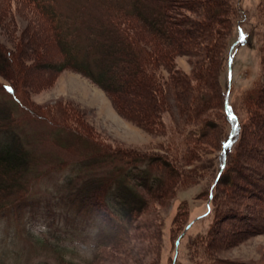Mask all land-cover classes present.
I'll list each match as a JSON object with an SVG mask.
<instances>
[{"label": "rangeland", "instance_id": "1", "mask_svg": "<svg viewBox=\"0 0 264 264\" xmlns=\"http://www.w3.org/2000/svg\"><path fill=\"white\" fill-rule=\"evenodd\" d=\"M52 2L68 36L82 19L106 18L130 38L119 39L96 81L76 50L64 53L49 14L0 0V143H13L10 129L20 133L31 139L28 174L51 170L20 196L32 200L16 209L19 220L0 218V264H264V0H228L221 11L217 0H157L155 24L114 0ZM221 91L239 124L227 148L233 122ZM67 175L81 200L57 191ZM18 192L0 191V204ZM42 197L64 210L79 204L77 218L96 210L110 228L104 245L94 248L92 236L61 240L69 250L55 258L23 241L27 229L50 237L47 222L66 236L64 223L43 215ZM110 197L122 200L128 220L106 212Z\"/></svg>", "mask_w": 264, "mask_h": 264}, {"label": "trees", "instance_id": "2", "mask_svg": "<svg viewBox=\"0 0 264 264\" xmlns=\"http://www.w3.org/2000/svg\"><path fill=\"white\" fill-rule=\"evenodd\" d=\"M27 1L31 2L34 7H36L46 15L48 14L50 15L48 18L50 20L53 31H56L55 34H58L61 37H63V39H61L60 41V45L62 46L61 48L64 50V53L70 56L71 51L76 50L77 51L76 56L79 57L77 59V63L84 67V70H86L88 76H90L92 79H95L96 81H101V79L104 78V76L106 78L108 74V70L106 68L108 65L106 63L109 62V58L111 57L112 54H116L113 52V50L116 49L115 47L116 44L118 43L119 39L126 40L127 38H130L128 33L125 32L124 29L120 28L121 26L119 23L114 21L112 25H109V22L107 21L106 18L104 21L101 20V21H97L96 23L94 22V20L84 21L82 19V25H83L82 29H78L81 31V33L80 31L79 33L76 32L77 30L74 29L72 30L71 33L72 34L75 33V35L68 36L66 27L63 29L60 28L61 24L65 25L66 23L64 21L65 19L62 20L59 15L55 14L57 8L56 5L53 4L52 0H27ZM48 1H50V3ZM53 1H58V0H53ZM227 1L228 0H217L216 8L218 9V11L223 10V8L227 4ZM114 2L116 3V5H118V7H128L129 8L128 13L130 15L134 11L139 9V11H141L140 12L141 14L142 13L146 14L144 16H147V20L149 21L150 24H155V22H158L157 18L161 17L160 15L157 14V9L159 7L158 4H160L157 2V0H149V3H145L146 0H114ZM146 4L149 6V8H145V6H147ZM73 9L75 8H72L71 11L69 10V12H71L70 14H75L74 12H72ZM239 23L237 26H240ZM58 27L60 28V30H58L57 33ZM64 39H65V43H63ZM232 46L233 44L227 45L225 49L224 59L226 63V71H228L230 68L229 61L231 57ZM138 48L140 51H142L140 49V46H138ZM208 78L213 80V78L211 77ZM208 85H209L208 88H210L211 90L213 84L210 85L208 83ZM8 89H11V92L9 90L5 92L8 95H13V99L15 100L16 104H19L20 106L24 107L22 102H20V100L16 96H14V90L12 88H8ZM220 95L222 98L223 114L228 122L231 121L233 122L232 132H230L229 137L226 139L225 141L226 143L223 146L224 148H227L232 141V136L234 135V132L238 130L239 124L236 114L233 113L232 109H230V106L228 105L226 97L222 93V91L220 92ZM0 100L3 101L1 98ZM15 102H11V104L12 103L14 104ZM199 105L201 107L203 106V101L202 99H200V97H199ZM9 110L10 111L7 112L11 113L12 110L11 109ZM233 117L235 119H233ZM0 120L2 121V119ZM198 127L199 129H201L202 126H198ZM0 133H4V131H0ZM8 133H11V139L13 140V143L11 142L0 143V172H1L0 174L4 176V180L2 179L3 181L2 180L0 181V191L2 192L3 190H5L6 194L11 189L19 190V191L22 190V192L21 194L18 192V194L13 198H11L8 202L0 204V218L4 219L7 215L10 216L13 215L16 220H19L18 212L16 209L22 203L24 202L27 203L29 201L31 202L32 200L30 199V197L20 198V196L24 194H28L29 188L32 185H34L36 181L38 182L41 180H48V174L51 173V170L47 171V169H45L44 170L45 172H43L42 170L40 172L36 171V173L28 174V169L32 167V162L31 159H28V157L24 154L25 152L24 145L31 146V139L30 141H24L23 136L20 138L17 137V135H19L20 133L17 134V132L15 133L11 129ZM12 135H14L13 137L15 136L16 137L13 138ZM48 159H46L45 161H47ZM88 166L89 165H86L85 167ZM89 176L90 175L87 174V178ZM78 182H79L78 180L70 177V175L69 176L67 175L63 182L65 187L59 186L60 190L57 191L62 193L64 197H66V195L68 194V197H72L74 199L78 198V200H81L78 195L81 193L80 192L81 190H77L74 192H70L69 190V189L76 190L73 186L76 185ZM77 186L78 184L75 187ZM84 195L85 194L82 193L83 196L82 201L85 200ZM118 195L121 196L123 194L119 193ZM123 197L121 196L120 198L123 200V204H124L125 198ZM46 198L47 197H42L40 200L42 205H44L42 207V211L44 213L43 215L47 218H51L53 222L55 219H57L58 221H60V223L61 222L64 223L66 236L61 237V234H58L56 232L55 226L52 223L47 222L45 226L46 234L49 235L50 237H46V236L38 237L37 240L34 237V235L30 233L29 229H27L26 230L27 233L25 232L22 234L23 241H25L26 239L28 240L34 239L35 241L32 240V244L33 242H35L36 245L40 247V249L43 248L45 250H48L49 252L52 253V256L55 254L54 256L55 258L62 256L63 253L69 250V247L67 245L60 244L59 241L61 240L69 241V242L80 241V243H84L86 241L85 239L86 236L88 237L92 236L93 239L95 240L94 248L99 249L104 245V239H106V235L107 236L109 235L110 228L109 226H105V225H103V227L99 226L98 223L99 220L96 221L94 219L96 210H94L92 207H89L88 210H85L87 211V214L83 213L82 217L77 218L78 211H80L81 209L79 204L76 205L75 203H72L71 205H73V207H70L71 206L70 205L68 206L67 210H64V208L59 204L60 202L59 203L57 202L56 204L53 205H49L45 201ZM122 200L119 202V200H115L114 198L110 197L109 202L108 201L105 202L106 206L108 207L110 206V209H108L106 212L113 217L115 215L117 218V222L118 221L121 222V218L123 220L125 219L128 220L129 218L126 212L127 208L124 205H121ZM128 200L131 199L129 198ZM35 201H38V199H36ZM82 201L79 202L82 203ZM110 204H112V206ZM83 205L84 204L82 203V207ZM87 228L89 229V231L86 230ZM78 234H81L82 236L78 237L79 236ZM75 236H77L78 238H76ZM58 253L59 256L57 255ZM95 259H97V257ZM95 259H93L92 261L95 262ZM66 262H68L66 264H74L73 261H66Z\"/></svg>", "mask_w": 264, "mask_h": 264}, {"label": "bare ground", "instance_id": "3", "mask_svg": "<svg viewBox=\"0 0 264 264\" xmlns=\"http://www.w3.org/2000/svg\"><path fill=\"white\" fill-rule=\"evenodd\" d=\"M14 57V56H13ZM24 59V58H23ZM11 85V84H10ZM11 88V87H10ZM11 92V91H10ZM16 92V91H15ZM17 96V95H16ZM15 98V97H14Z\"/></svg>", "mask_w": 264, "mask_h": 264}, {"label": "snow or ice", "instance_id": "4", "mask_svg": "<svg viewBox=\"0 0 264 264\" xmlns=\"http://www.w3.org/2000/svg\"><path fill=\"white\" fill-rule=\"evenodd\" d=\"M9 91H11V89H8ZM233 119H235L234 117H233Z\"/></svg>", "mask_w": 264, "mask_h": 264}, {"label": "water", "instance_id": "5", "mask_svg": "<svg viewBox=\"0 0 264 264\" xmlns=\"http://www.w3.org/2000/svg\"><path fill=\"white\" fill-rule=\"evenodd\" d=\"M177 244H178V241H176V246H177Z\"/></svg>", "mask_w": 264, "mask_h": 264}]
</instances>
